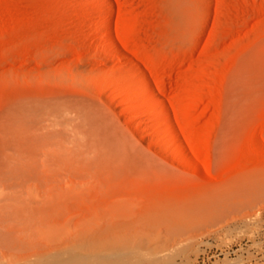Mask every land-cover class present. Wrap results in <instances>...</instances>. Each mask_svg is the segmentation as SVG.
Listing matches in <instances>:
<instances>
[{
  "label": "rangeland",
  "instance_id": "obj_1",
  "mask_svg": "<svg viewBox=\"0 0 264 264\" xmlns=\"http://www.w3.org/2000/svg\"><path fill=\"white\" fill-rule=\"evenodd\" d=\"M0 264H264V0H0Z\"/></svg>",
  "mask_w": 264,
  "mask_h": 264
},
{
  "label": "bare ground",
  "instance_id": "obj_2",
  "mask_svg": "<svg viewBox=\"0 0 264 264\" xmlns=\"http://www.w3.org/2000/svg\"><path fill=\"white\" fill-rule=\"evenodd\" d=\"M107 36H108V35H107ZM107 36L105 35V37H106L105 40L108 38ZM109 40H110V39H109ZM110 42H111V41H110ZM146 105H147V104H146ZM147 106L149 107V105H147ZM147 106H146V107H147ZM147 110H148V109H147ZM191 166H192V165H191ZM90 255H91V254H90ZM50 258H51V257H50ZM87 258H88V257H87ZM87 258H86V259H87ZM47 259H48V258H47ZM57 259H58V258H57ZM80 259H81V258H80ZM59 260H60V259H59ZM69 260H70V259H69ZM70 261H71V260H70ZM44 263H45V262H44Z\"/></svg>",
  "mask_w": 264,
  "mask_h": 264
}]
</instances>
